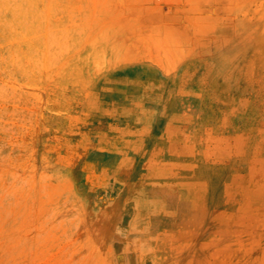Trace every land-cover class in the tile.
<instances>
[{
    "label": "rangeland",
    "instance_id": "obj_1",
    "mask_svg": "<svg viewBox=\"0 0 264 264\" xmlns=\"http://www.w3.org/2000/svg\"><path fill=\"white\" fill-rule=\"evenodd\" d=\"M0 264H264V0H0Z\"/></svg>",
    "mask_w": 264,
    "mask_h": 264
}]
</instances>
